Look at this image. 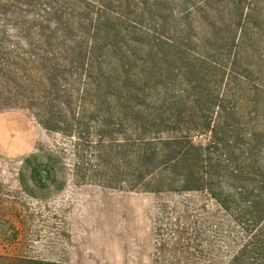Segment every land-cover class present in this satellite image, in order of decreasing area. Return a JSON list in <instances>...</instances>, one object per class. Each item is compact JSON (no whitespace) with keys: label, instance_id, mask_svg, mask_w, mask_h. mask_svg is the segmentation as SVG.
<instances>
[{"label":"trees","instance_id":"16d2710c","mask_svg":"<svg viewBox=\"0 0 264 264\" xmlns=\"http://www.w3.org/2000/svg\"><path fill=\"white\" fill-rule=\"evenodd\" d=\"M93 1L100 12L86 33L80 16L86 0H0V19L11 27L29 7L22 30L36 31L47 46L58 30L81 33L76 54L70 49L88 66L89 89L80 100L104 111L98 119L83 107L74 115L71 137L86 136L92 121L100 129L98 164L79 156L74 170L108 178L102 185L109 188L156 195L194 191L215 201L216 213L205 216L218 228L212 235L200 222L165 215L168 238L157 237L155 264H264V54L249 61L255 54L250 35L264 34L258 21L264 20V0L248 7L247 0H192L186 11L171 7L181 0ZM246 10L253 16L248 20ZM197 12L200 37L194 21L187 37L181 18ZM246 21L258 31L245 32ZM4 27L0 23L1 32ZM7 56L0 59L9 63ZM236 59L247 67H235ZM40 110L45 127L61 129ZM80 178L86 180V173ZM0 264L72 263L0 255Z\"/></svg>","mask_w":264,"mask_h":264},{"label":"rangeland","instance_id":"374dc122","mask_svg":"<svg viewBox=\"0 0 264 264\" xmlns=\"http://www.w3.org/2000/svg\"><path fill=\"white\" fill-rule=\"evenodd\" d=\"M252 2L247 0L244 6ZM191 3L181 0L171 7L186 11ZM86 8V15L80 16L86 19L88 33L92 28L89 20L100 10L93 0H86ZM28 9L22 7L26 18L14 27L8 19H0L6 25L5 32L0 30V54L5 53L11 61L0 59V255L72 264H155L157 237L168 238L165 215L174 222H200L206 234L212 235L218 228L205 216L216 213L218 206L205 193L156 195L109 188L102 185L108 178L88 169L83 173L74 170L79 156L86 163L98 164L94 155L100 129L92 121L86 136L73 138V117L86 108L87 116L98 119L104 110H92L89 100L86 105L80 100L89 89L88 66L75 56L81 33L58 30L50 34L54 45L47 46L38 40L42 36L36 31L22 30L30 20ZM246 12L247 20L253 17L250 10ZM188 14L181 18L185 35L190 37L187 29L194 21V34L200 37L198 12ZM244 26L247 33L258 31L247 21ZM250 39L255 54L249 61L255 62L264 54V34L250 35ZM233 51L237 54L239 47ZM235 67L247 66L236 59ZM42 107L48 111L49 123L61 129L40 122ZM79 145L86 150L78 152ZM85 173L86 180H82L80 175ZM166 210L169 213L165 214Z\"/></svg>","mask_w":264,"mask_h":264}]
</instances>
